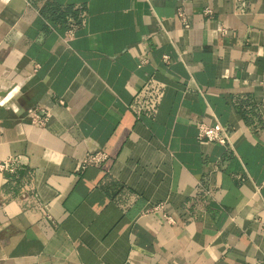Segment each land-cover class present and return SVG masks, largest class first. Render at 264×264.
Instances as JSON below:
<instances>
[{
  "label": "crops",
  "instance_id": "0c3cea01",
  "mask_svg": "<svg viewBox=\"0 0 264 264\" xmlns=\"http://www.w3.org/2000/svg\"><path fill=\"white\" fill-rule=\"evenodd\" d=\"M263 98L264 0H0V264H264Z\"/></svg>",
  "mask_w": 264,
  "mask_h": 264
},
{
  "label": "built area",
  "instance_id": "2783aa9c",
  "mask_svg": "<svg viewBox=\"0 0 264 264\" xmlns=\"http://www.w3.org/2000/svg\"><path fill=\"white\" fill-rule=\"evenodd\" d=\"M235 1H242V0H235ZM205 14H212L213 10L212 8L206 6L203 9ZM176 14L178 16V18L180 19V21L183 23V25L185 27L189 26V22H188V15L186 14V12L183 10L182 6H178L176 9ZM222 33L226 32V28L223 26H220L218 28ZM68 35H70L71 33H67ZM163 60L165 62L169 61V56L168 55H163ZM147 61V57L143 56L140 59V64L144 63ZM264 99V98H263ZM60 102L63 103V100H59ZM27 113L32 116L35 119V122L39 125H46L48 120H49V116L50 113L49 111L39 107V106H34L32 108H28ZM198 132H197V138L199 140H205L208 142H216L219 144H228L230 143V134L227 131V129L220 124L218 121H216L213 124H208L206 122H199L198 123ZM106 154L104 153H95V154H87L85 156V158L82 160L80 166L83 168L87 165H98L100 164V162H102L103 160L106 159ZM14 161H17V158L15 157H9L3 160H0V171L3 170H13L12 169V163ZM164 208V204L163 203H157L154 205H151L149 207H147L145 209V213L148 212H157V211H161ZM163 216L168 219V220H172L171 216L166 215L165 213H163ZM263 228H264V223L262 224Z\"/></svg>",
  "mask_w": 264,
  "mask_h": 264
}]
</instances>
